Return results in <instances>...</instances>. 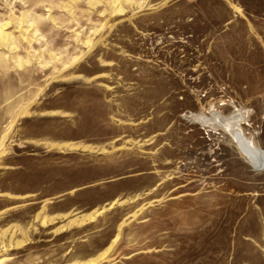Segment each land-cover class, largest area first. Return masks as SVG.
<instances>
[{"label": "rangeland", "instance_id": "374dc122", "mask_svg": "<svg viewBox=\"0 0 264 264\" xmlns=\"http://www.w3.org/2000/svg\"><path fill=\"white\" fill-rule=\"evenodd\" d=\"M260 149L264 0H0V264H264Z\"/></svg>", "mask_w": 264, "mask_h": 264}, {"label": "bare ground", "instance_id": "6f19581e", "mask_svg": "<svg viewBox=\"0 0 264 264\" xmlns=\"http://www.w3.org/2000/svg\"><path fill=\"white\" fill-rule=\"evenodd\" d=\"M253 151V150H252ZM251 152V151H250ZM253 154V153H252ZM257 155L260 157L261 160L264 162V149H260Z\"/></svg>", "mask_w": 264, "mask_h": 264}]
</instances>
